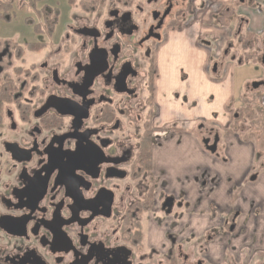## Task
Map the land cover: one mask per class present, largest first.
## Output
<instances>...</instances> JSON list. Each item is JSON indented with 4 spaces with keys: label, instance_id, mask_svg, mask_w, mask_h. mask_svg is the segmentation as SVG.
I'll return each instance as SVG.
<instances>
[{
    "label": "flooded vegetation",
    "instance_id": "af4514ba",
    "mask_svg": "<svg viewBox=\"0 0 264 264\" xmlns=\"http://www.w3.org/2000/svg\"><path fill=\"white\" fill-rule=\"evenodd\" d=\"M196 1L0 0V264H210L233 218L184 236V202L152 172L158 50ZM22 12L34 41L7 32Z\"/></svg>",
    "mask_w": 264,
    "mask_h": 264
},
{
    "label": "crops",
    "instance_id": "0c3cea01",
    "mask_svg": "<svg viewBox=\"0 0 264 264\" xmlns=\"http://www.w3.org/2000/svg\"><path fill=\"white\" fill-rule=\"evenodd\" d=\"M196 5L190 24L158 50L153 105L163 130L152 148L153 176L182 198L184 236L202 237L233 218V230L208 245L210 264H264V91L252 88L264 80V0ZM205 39L221 48L216 62L199 45ZM233 42L241 53H231ZM248 114L258 123L242 129ZM209 132L219 138L215 155L203 144Z\"/></svg>",
    "mask_w": 264,
    "mask_h": 264
},
{
    "label": "rangeland",
    "instance_id": "374dc122",
    "mask_svg": "<svg viewBox=\"0 0 264 264\" xmlns=\"http://www.w3.org/2000/svg\"><path fill=\"white\" fill-rule=\"evenodd\" d=\"M23 12L22 13H19L18 15V22H16L14 25H12L11 27H9L7 29V32L11 35V34H16V35H19L20 39L18 40L19 42H23V41H34L35 38H34V35L31 31V29L29 28V26L27 25H24L23 22H19V20L21 19V17L23 16ZM22 20V19H21ZM24 36V39H21V37ZM241 48V47H240ZM239 47L236 43L233 42V47H232V50H231V53H239L238 52ZM240 53H241V50H240ZM235 58V57H234ZM257 119L256 118H252L251 120H249V122L246 123V126L245 127H256L255 124L258 123L256 121ZM259 133L262 132L264 133V126H262L260 123H259ZM257 126V127H258ZM261 126V127H260ZM261 129V130H260ZM251 134V136H255V138L257 137L258 133L257 132H249Z\"/></svg>",
    "mask_w": 264,
    "mask_h": 264
},
{
    "label": "water",
    "instance_id": "95a60500",
    "mask_svg": "<svg viewBox=\"0 0 264 264\" xmlns=\"http://www.w3.org/2000/svg\"><path fill=\"white\" fill-rule=\"evenodd\" d=\"M214 70H215V69H214ZM260 86H262L263 89H264V82L259 83V84H257V85H253V88H258V87H260ZM216 143H217V138L215 139V142H214L213 146H211V147H206V150L213 154V153L215 152V150H216ZM206 144H207V141L204 142V145H206Z\"/></svg>",
    "mask_w": 264,
    "mask_h": 264
}]
</instances>
